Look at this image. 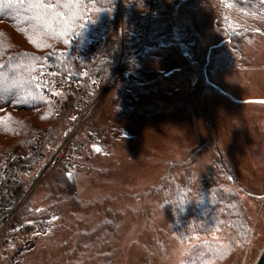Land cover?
Returning <instances> with one entry per match:
<instances>
[{
  "label": "rangeland",
  "instance_id": "1",
  "mask_svg": "<svg viewBox=\"0 0 264 264\" xmlns=\"http://www.w3.org/2000/svg\"><path fill=\"white\" fill-rule=\"evenodd\" d=\"M157 1L109 7L112 27L96 36L110 40L111 67L133 57L120 63L131 81L114 87L107 69L103 88L111 89L98 97L82 149L70 169L36 172L24 218L0 238V264H256L264 250V104L247 101L264 99V8ZM87 14L94 21L98 13ZM3 38L31 49L6 24ZM12 114L39 132L48 126L29 111ZM18 138L0 129V166L19 150ZM174 198L204 210L183 220Z\"/></svg>",
  "mask_w": 264,
  "mask_h": 264
},
{
  "label": "trees",
  "instance_id": "2",
  "mask_svg": "<svg viewBox=\"0 0 264 264\" xmlns=\"http://www.w3.org/2000/svg\"><path fill=\"white\" fill-rule=\"evenodd\" d=\"M43 2L53 6L52 15L42 17L40 14L43 10L33 7L37 0H0V24L10 26L31 48L18 50L14 45L8 44L5 38L0 39V129L4 128L10 135L18 136L22 144L19 147L21 150H27L33 144L40 129L28 128L24 122L15 121L12 112L29 111L36 119L40 117L46 125L55 122L58 108L41 90L45 85L42 78L45 65L52 57V60L56 62L54 64L63 70V64H70L72 58L67 51L66 53L62 51L65 45L68 49L71 44H75L79 50H83L92 37L96 38L99 36H96L97 34L106 33L114 21L110 8L115 10L118 0H43ZM89 7L91 11L98 13L94 21L87 14ZM96 20L100 21L98 27L93 25ZM55 43L63 44L56 47ZM112 43L113 40L111 46ZM124 49L122 48L123 57H125L124 54H131ZM129 58L131 62L133 57L129 55L118 63L128 62ZM112 62L105 60L101 68L109 69ZM2 114H6V117L4 118ZM5 124L10 126L5 128ZM86 128L88 129V125ZM93 134L100 135L98 132ZM31 181V176L24 180L26 192L31 190ZM174 200V216L183 215V220L197 218V214L204 210L201 209L199 213L192 211L190 207L193 199L187 203L175 198ZM233 208L239 209V205L236 203ZM21 217L24 218V215L21 214ZM243 220L241 212L239 216H234L237 224ZM202 231L201 228L196 232L190 231L189 237H195Z\"/></svg>",
  "mask_w": 264,
  "mask_h": 264
},
{
  "label": "built area",
  "instance_id": "3",
  "mask_svg": "<svg viewBox=\"0 0 264 264\" xmlns=\"http://www.w3.org/2000/svg\"><path fill=\"white\" fill-rule=\"evenodd\" d=\"M152 5V2L146 3L148 7ZM145 24L140 22L138 30L144 31ZM109 43L107 37L100 36L90 40L83 50L72 44L68 49L71 62L64 64L63 70L51 62L46 65L42 74L45 85L41 90L56 104L58 113L55 122L41 130L27 150L14 151L0 166V238L27 203L29 190H24L26 177L31 176L35 180L36 172L39 175L50 168L72 167L71 160L82 149L81 135L91 121L98 97L105 89H111L110 86L103 88L109 78L107 69L101 68ZM110 69L113 72L110 80L114 87L119 82L130 81L131 76L120 63ZM88 135L91 136L90 140L95 139L92 134ZM25 229L31 230L25 226L23 233L26 234Z\"/></svg>",
  "mask_w": 264,
  "mask_h": 264
},
{
  "label": "water",
  "instance_id": "4",
  "mask_svg": "<svg viewBox=\"0 0 264 264\" xmlns=\"http://www.w3.org/2000/svg\"><path fill=\"white\" fill-rule=\"evenodd\" d=\"M264 3V0H262ZM221 46V44L218 46V48ZM217 48V47H213L212 49ZM211 53V50H210ZM210 55L208 56L209 59ZM214 87V86H213ZM219 92H221L222 94H224L225 96L231 98V96L226 93L225 91H223L221 88L219 87H215ZM232 99V98H231ZM249 103H258V104H264V99H256V100H251V101H247ZM256 264H264V250L262 251L260 257L258 258Z\"/></svg>",
  "mask_w": 264,
  "mask_h": 264
},
{
  "label": "snow or ice",
  "instance_id": "5",
  "mask_svg": "<svg viewBox=\"0 0 264 264\" xmlns=\"http://www.w3.org/2000/svg\"><path fill=\"white\" fill-rule=\"evenodd\" d=\"M33 7L43 10L41 16H48L54 13V8L52 5L45 4L43 0H37V3L33 4Z\"/></svg>",
  "mask_w": 264,
  "mask_h": 264
},
{
  "label": "flooded vegetation",
  "instance_id": "6",
  "mask_svg": "<svg viewBox=\"0 0 264 264\" xmlns=\"http://www.w3.org/2000/svg\"><path fill=\"white\" fill-rule=\"evenodd\" d=\"M240 2L243 1L244 3L242 5L244 6H250V7H256V8H260V9H263L264 8V3L262 0H239ZM246 2V3H245ZM262 15L259 16V18H261ZM251 28L247 29L245 31V29H243L241 31V34H244V33H247ZM259 32V31H258ZM231 34V33H230ZM261 34H264V33H261ZM233 35V34H232ZM248 35V33H247ZM264 36V35H263Z\"/></svg>",
  "mask_w": 264,
  "mask_h": 264
},
{
  "label": "crops",
  "instance_id": "7",
  "mask_svg": "<svg viewBox=\"0 0 264 264\" xmlns=\"http://www.w3.org/2000/svg\"><path fill=\"white\" fill-rule=\"evenodd\" d=\"M155 2L158 4V6H160L161 1L159 2V1L155 0ZM157 4H156V5H157ZM171 4H173V3H171Z\"/></svg>",
  "mask_w": 264,
  "mask_h": 264
}]
</instances>
